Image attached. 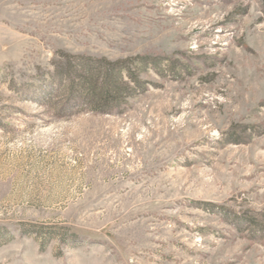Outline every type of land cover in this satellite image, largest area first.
<instances>
[{
  "label": "rangeland",
  "instance_id": "obj_1",
  "mask_svg": "<svg viewBox=\"0 0 264 264\" xmlns=\"http://www.w3.org/2000/svg\"><path fill=\"white\" fill-rule=\"evenodd\" d=\"M0 264H264V0H0Z\"/></svg>",
  "mask_w": 264,
  "mask_h": 264
},
{
  "label": "trees",
  "instance_id": "obj_2",
  "mask_svg": "<svg viewBox=\"0 0 264 264\" xmlns=\"http://www.w3.org/2000/svg\"><path fill=\"white\" fill-rule=\"evenodd\" d=\"M128 89H129V86L125 87V92H124L125 98L128 97V91H129ZM92 103H93L94 107H97V109H99L100 106H96V105H98V103L97 104H95V102H92ZM111 111L112 110H110V109L108 110V112H111Z\"/></svg>",
  "mask_w": 264,
  "mask_h": 264
}]
</instances>
